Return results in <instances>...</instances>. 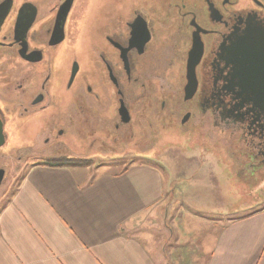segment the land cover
Returning a JSON list of instances; mask_svg holds the SVG:
<instances>
[{
    "label": "flooded vegetation",
    "instance_id": "obj_1",
    "mask_svg": "<svg viewBox=\"0 0 264 264\" xmlns=\"http://www.w3.org/2000/svg\"><path fill=\"white\" fill-rule=\"evenodd\" d=\"M196 44V88L186 99ZM238 49L264 62V0H0L4 135L12 106L14 117L45 121L47 135L63 133L54 118L77 121V134L103 152L174 129L214 139L243 172L263 174L264 112L256 120L237 76L230 87L246 71ZM63 69L69 98L57 85ZM48 141L42 154L72 151Z\"/></svg>",
    "mask_w": 264,
    "mask_h": 264
},
{
    "label": "crops",
    "instance_id": "obj_2",
    "mask_svg": "<svg viewBox=\"0 0 264 264\" xmlns=\"http://www.w3.org/2000/svg\"><path fill=\"white\" fill-rule=\"evenodd\" d=\"M174 183L143 161L30 164L0 207V264H264V207L220 221Z\"/></svg>",
    "mask_w": 264,
    "mask_h": 264
},
{
    "label": "rangeland",
    "instance_id": "obj_3",
    "mask_svg": "<svg viewBox=\"0 0 264 264\" xmlns=\"http://www.w3.org/2000/svg\"><path fill=\"white\" fill-rule=\"evenodd\" d=\"M67 76V69H63L57 77L58 89L63 92L64 98H69V93H66L71 91L67 87ZM17 111L18 107L12 106L6 112L5 143L0 147V169L5 171L0 184V207L30 164L90 165L93 168L103 164L118 169L134 161L154 163L165 179L175 182L178 187L185 183L193 185L188 190L196 193L188 191L190 195H186L185 203L193 207L190 200L195 195L196 201L203 203L201 208L194 204L195 208L220 221L264 207V173L253 172L249 176L250 173L243 172L230 152L214 139L205 141L170 129L159 140H153L151 135L146 144L144 140L133 138L125 142L119 151L103 152L92 146V136L81 138L77 134V121L70 126L63 119L60 122L54 118V121L50 120V125L53 130L60 127L63 133L57 136L56 131L47 135L45 121L31 115L14 117ZM46 136L49 137V144L59 141L72 151L60 156L42 154ZM206 184L209 186L205 187Z\"/></svg>",
    "mask_w": 264,
    "mask_h": 264
},
{
    "label": "water",
    "instance_id": "obj_4",
    "mask_svg": "<svg viewBox=\"0 0 264 264\" xmlns=\"http://www.w3.org/2000/svg\"><path fill=\"white\" fill-rule=\"evenodd\" d=\"M235 53L236 63L240 61L242 66L246 67V71L243 74H232L230 81V87H233V81H235L236 76L239 78L237 83L242 85V90L246 96L252 93L251 99L253 100V110L256 112V120L264 112V62L258 60L257 54L253 51L250 53H245L242 49ZM200 53L197 44L189 54L188 58V71H187V83L185 85V98L189 99L196 88V76H195V66L200 60ZM75 70L72 72V78L75 75ZM252 109V108H251ZM5 143V135L3 132V122L0 118V147ZM4 169H0V184L4 178Z\"/></svg>",
    "mask_w": 264,
    "mask_h": 264
}]
</instances>
